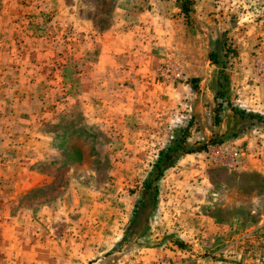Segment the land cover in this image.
I'll return each instance as SVG.
<instances>
[{
    "label": "rangeland",
    "instance_id": "rangeland-1",
    "mask_svg": "<svg viewBox=\"0 0 264 264\" xmlns=\"http://www.w3.org/2000/svg\"><path fill=\"white\" fill-rule=\"evenodd\" d=\"M179 4L0 0V224L16 218L42 243L64 224L70 242L86 248L83 264H140L139 249L149 250L143 264H264V129L253 124L230 136L238 127L230 107L264 116V0H191L186 16ZM131 11L144 12L147 42L162 58L154 83L186 81L208 63L193 106H171L150 143L128 141L145 131L131 129L124 114L94 124L77 96L82 56L97 52L94 36L130 31ZM173 60L184 77L162 80L157 67ZM183 135L187 147L204 150L178 156L155 196H142L158 150ZM220 144L240 151L232 166L206 155ZM161 203H174L166 220Z\"/></svg>",
    "mask_w": 264,
    "mask_h": 264
},
{
    "label": "crops",
    "instance_id": "crops-1",
    "mask_svg": "<svg viewBox=\"0 0 264 264\" xmlns=\"http://www.w3.org/2000/svg\"><path fill=\"white\" fill-rule=\"evenodd\" d=\"M130 15L136 22L131 26L130 31L123 32L112 27L94 36L92 48H96L97 52L92 60L82 56L84 65L82 71L78 72L80 77L77 96L82 98V101H79L84 115L91 114L94 124L109 126V121L115 113L124 114L131 129L135 127L145 131V133H131L128 141L150 143L153 127H159L164 114L171 106L175 107L177 103L181 106H193L197 89L202 90L200 84H203L208 77L206 72L208 63L205 61L201 68H195L192 73L187 72L186 81L154 83L152 72L156 63L162 58L155 57V42H147L148 36L145 33L147 21L144 12L131 11ZM85 64L88 65L85 67ZM89 100L94 107L87 104ZM173 167L174 165L169 168ZM173 204L161 203L165 211L162 213L159 211V214H162L161 217L164 220L167 214L175 210ZM21 226L17 225L16 218L4 216L1 221L0 260L5 264L13 262L19 264L84 263L83 253L86 248L80 247L78 239L70 242L64 231V224H61L59 229L55 227L54 231L50 229L48 238L45 236L43 243L41 237L31 227L26 229ZM69 243H71L70 246ZM91 249H93L92 246L88 248V250ZM103 252L97 253L96 262H102L103 257L100 256ZM148 252V249L137 251L140 259H143L140 264H143ZM174 255L177 259L184 254L176 252ZM130 261L131 264L139 262L138 259L137 263H134L132 259ZM173 264H182V261H176Z\"/></svg>",
    "mask_w": 264,
    "mask_h": 264
},
{
    "label": "trees",
    "instance_id": "trees-1",
    "mask_svg": "<svg viewBox=\"0 0 264 264\" xmlns=\"http://www.w3.org/2000/svg\"><path fill=\"white\" fill-rule=\"evenodd\" d=\"M178 1L180 2L179 8L181 12L186 16L188 12V6L191 3V0ZM209 58L211 62H215L216 60L214 53H209ZM230 110L233 114L238 116V127L230 134V136H238V134L242 130L250 127L253 124H260L264 129V116L260 113L247 109H239L237 107H230ZM218 120L219 119L217 117L216 109L214 115V123H217ZM185 137L186 136L183 135L182 137L178 138L175 143L170 144L164 149L158 150L157 157L152 162L150 170L147 172L145 178L142 181V196H147L148 194H151L152 197L155 196V193L157 192L156 182L162 176L164 170L175 163V160L178 158V156L184 153H190L192 151L204 150L205 145L203 143L194 148L187 147ZM223 141L224 139L222 137H218L217 139H215L214 137V139L210 140V142L216 144L222 143Z\"/></svg>",
    "mask_w": 264,
    "mask_h": 264
},
{
    "label": "built area",
    "instance_id": "built-area-1",
    "mask_svg": "<svg viewBox=\"0 0 264 264\" xmlns=\"http://www.w3.org/2000/svg\"><path fill=\"white\" fill-rule=\"evenodd\" d=\"M158 73V77L165 79L167 81H179L181 80L183 75V65L181 62L177 60L170 61L169 63H162L156 69ZM217 149L221 151V155H216L214 150ZM209 155L212 163H217L223 166H232L235 163V158L240 153L238 150L228 151L225 145H216V147L208 148L206 150V155ZM223 154V155H222ZM234 161V162H233ZM149 264H164L163 261L158 259L154 263Z\"/></svg>",
    "mask_w": 264,
    "mask_h": 264
}]
</instances>
